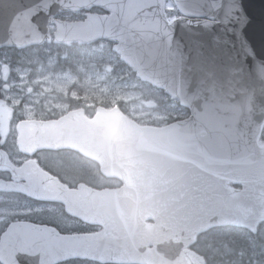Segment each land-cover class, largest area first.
<instances>
[{
    "label": "water",
    "instance_id": "obj_1",
    "mask_svg": "<svg viewBox=\"0 0 264 264\" xmlns=\"http://www.w3.org/2000/svg\"><path fill=\"white\" fill-rule=\"evenodd\" d=\"M0 0V49L50 41L105 40L139 81L162 89L189 117L163 128L139 126L118 108L98 107L58 119L24 120V151L69 149L95 162L120 187L67 190L33 161L14 167L0 151V193L64 206L101 229L59 234L45 225L12 223L0 237V264H202L189 249L196 235L232 226L254 233L264 220V0ZM93 8L105 15L88 13ZM86 11L79 22L60 13ZM2 77L8 74L6 66ZM13 108L0 99V146ZM238 185L233 189L228 185ZM152 221L151 224L144 223Z\"/></svg>",
    "mask_w": 264,
    "mask_h": 264
},
{
    "label": "rangeland",
    "instance_id": "obj_2",
    "mask_svg": "<svg viewBox=\"0 0 264 264\" xmlns=\"http://www.w3.org/2000/svg\"><path fill=\"white\" fill-rule=\"evenodd\" d=\"M167 7L169 10H176L175 6L169 3ZM174 17L172 16V19ZM65 19L78 20V17ZM104 47V44H99L93 46L92 50L101 51ZM69 53L74 51L58 47L49 49L48 46L22 52L0 50V99L14 108L19 120H40L44 118L46 111H50L52 115L65 114L68 108L66 100H76L78 105L81 104L88 110L119 104L130 117L142 125L165 123L167 116L173 112L179 115L173 103L166 105L167 107L163 106L161 102L166 97L159 91L133 83L131 70L121 66L116 55L113 54L114 57L109 58L101 53L98 56L101 58L99 62L97 59H91L93 62L78 61L72 67L61 65L62 59L68 57ZM4 66L8 68L5 79L1 73ZM146 97L149 100L144 99ZM17 122L13 121L11 124V137L17 136ZM21 161L24 162V158H21ZM54 211L50 206L28 204L14 197L8 199L0 196V225L22 216L47 218ZM261 231L262 229L259 232ZM221 233L217 231L211 235L218 236ZM259 234L264 239V231ZM242 237L243 235L238 234L234 240L236 246L241 248L245 255L257 258L258 263H264V256L257 254L258 251L251 248ZM260 246L264 250V243Z\"/></svg>",
    "mask_w": 264,
    "mask_h": 264
},
{
    "label": "trees",
    "instance_id": "obj_3",
    "mask_svg": "<svg viewBox=\"0 0 264 264\" xmlns=\"http://www.w3.org/2000/svg\"><path fill=\"white\" fill-rule=\"evenodd\" d=\"M168 3L173 6L171 0H167V4ZM93 11L100 13L98 10H93ZM166 14H167L168 18H172V16L178 15L176 10H172V9L169 10L167 5H166ZM56 47H58V46H54L52 44L49 45V49H53ZM68 49L70 51L73 50L74 53H69L68 57H66L65 59H62L61 65L64 64V66H66V67H72L78 61L82 62L83 60L93 62V61H91V59L92 60L97 59L99 62V61H101V58L99 59L98 56L101 53H104V55H106L109 58L114 57L112 52H111V48L109 45L105 46L101 51H93L92 47L78 46V45L71 46ZM119 64L121 66L125 67L123 63L119 62ZM131 76L133 77V83L134 82L139 83V85L146 87V88H153L151 85L140 82L138 79H136V77L134 76L133 73L131 74ZM159 92L163 96L166 97V99L161 102L163 104V106L167 107L166 105L173 103L175 105V108L179 112V115H177L176 112H173V114H172L173 116L172 115L167 116L166 120L168 122L173 121L174 118L177 116H179L181 119L188 116V111L186 109L180 108L177 102L169 99L162 91H159ZM144 99L149 100V98H147V97ZM66 102H67V106H68L67 109H71L72 107L79 106L78 101H76V100H73V101L66 100ZM118 106L120 109H122V111L125 112V108L122 105L118 104ZM103 107H105V106L103 105ZM92 113H94V109H91V115H92ZM43 116H44L43 119H55L59 115H56V114L52 115L50 113V111H46ZM15 120L16 121L19 120V117L17 114H15ZM260 141L264 142V126H263V130H262V134L260 136ZM72 158H74V157H72V155H70L69 153L67 156L66 155L54 156V154H49L46 156V162L42 159H41L42 162H40L39 159H36V161L41 166V168H43L46 171L53 173L52 170L60 171L61 169H67L68 166H67L66 161L67 160L72 161ZM48 160H49V163L47 162ZM74 166L77 167L76 164H74ZM92 180H94V181H92ZM87 183L88 184H85V183L84 184L88 185L92 188H96V189L116 187L115 182L113 180L104 179L102 177H99L98 172L96 173L95 179H91L90 182H87ZM68 187L71 188V186H69V185H68ZM11 196L13 197V195H11ZM14 196L17 197V200H20L22 202H26L28 204H34V202L31 201L30 199L21 197L20 195H18V196L14 195ZM69 218H70V220H74L77 222L74 225V227L72 225H71V227H67V226H64V227L59 226L58 227V226L52 225V224H50L49 221H53V220L47 219L45 217H43V218L42 217L41 218L40 217H35V218L18 217V219H22L21 221H29V222L34 223V224H40V223L47 222L46 225L53 227L58 232L63 233V234H73L76 232L85 233V232L94 230L93 227H89L88 225L83 226L82 222H80V221L78 222V220L73 219L71 217H69ZM12 221L13 220H11V221L8 220L6 223H3L0 225V235L5 230V228L9 224V222H12ZM261 229H262V231H264V221L258 223V225L256 226L255 233H250L244 229H239V228L236 229L234 227L214 228V229L210 230L208 233H206L205 234L206 236L205 235H198L197 241H196L195 245L192 246V249L204 258V264H264V263H258V261L256 260L257 258H252L250 255H248V256L245 255L244 252L242 251V249L238 248L236 246L235 241H234V240H236L238 234H241V235H243L242 238H244L245 241H247L251 245V248L258 251L257 254L264 256V250L260 246L261 243H264V239L259 234L262 232V231L259 232ZM217 231H221L222 233L218 236L217 235H211ZM236 232H239V233L236 234ZM259 248L261 249L260 251H259ZM59 264H98V263L93 262V261H89V260H85V259H68V260H66L62 263H59Z\"/></svg>",
    "mask_w": 264,
    "mask_h": 264
},
{
    "label": "flooded vegetation",
    "instance_id": "obj_4",
    "mask_svg": "<svg viewBox=\"0 0 264 264\" xmlns=\"http://www.w3.org/2000/svg\"><path fill=\"white\" fill-rule=\"evenodd\" d=\"M72 45H74V44L71 43V44H69V45H67L65 47H62V46H59V47L67 49L68 47H70ZM78 109H82V112H83L82 115L84 116V118H86L87 120H92L93 119L95 112L92 113V115H91V110H88L86 107H84L81 104H79V106L72 107L71 109H68V111H73V110H78ZM120 110L126 116H129V114L126 111L124 112V111H122V109H120ZM130 118L132 120H134L137 124H140L139 122H137L136 119H134L132 117H130ZM180 119L181 118L179 116H177V117L174 118V121L180 120ZM168 124H170V122L167 121L165 123H161V124H157V125L164 126V125H168ZM152 126H156V125H152ZM1 149H3V151L7 155L9 162L13 163V165L16 166V167H21L23 164H25L27 161H30V160H33L35 163H37L36 159H39L40 162H42V160H44L46 162V156L49 155V154H54V156H57V155H63V156L66 155L67 156L68 153H69L74 158H72V161H68V160L66 161L67 166H68L67 169H61L60 171H58V170L57 171L52 170L53 173H51V172L46 171V170H44L42 168L44 171H46V173L48 175L56 178V180L60 184L64 185V187L67 190H71L73 188H77L78 186H80V185H82L84 183L85 184H88L87 182H90L91 179H95L97 172H98V176L99 177H102V178L105 179V177H103L99 173V169H98L97 164H95L94 162H92V161H90V160H88V159H86V158L78 155L75 152H72L70 150H67V149H58V150H55V151L36 150V151H33L30 155H27L26 152H24V150H22L21 148H19V146L17 144V136L16 137L15 136L14 137H11L10 136L8 138V140H6V142L3 144V147ZM21 158H24V162L21 161ZM47 162L49 163V160ZM74 164H76L77 167H75ZM0 179L1 180H5V181H9L10 180V177H9V175L7 173L0 172ZM111 180H113L115 182L116 187H118L120 185L119 184L120 182L117 179H111ZM92 181H94V180H92ZM67 184L69 186H71V188H69ZM11 195H13L14 198H17L14 195H17L18 196L20 194L0 193V196L1 197L8 198V199L13 198ZM20 196L21 197H24V198H28V197H25L23 195H20ZM31 201L34 202V205H36V204L37 205L42 204V205H45V206L53 207L55 209L54 213H51L47 217V219L53 220V221H49L50 224H52V225H55V226H58V227L59 226H62V227H64V226L71 227V225H72L74 227V225L77 223L74 220H70L69 217H71V218H73V217L70 216V215H68L65 212L64 206L61 205V204H59V203H54V202H40V201H36V200H31ZM39 217L41 218V216H39ZM73 219H75V218H73ZM21 220L22 219H18V217L15 218V221H21ZM46 223L47 222L40 223V224L46 225ZM84 225H86V224H83V226ZM89 227H93L94 230L93 231H88V232H85V233L95 232V231H98L100 229L97 226L96 227L89 226ZM76 233H79V232H76Z\"/></svg>",
    "mask_w": 264,
    "mask_h": 264
}]
</instances>
